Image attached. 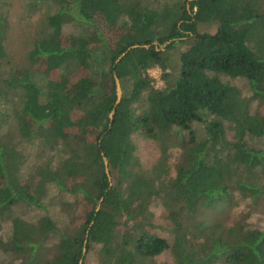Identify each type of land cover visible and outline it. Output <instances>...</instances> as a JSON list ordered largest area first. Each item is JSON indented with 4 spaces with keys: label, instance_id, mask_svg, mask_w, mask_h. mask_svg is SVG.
Returning <instances> with one entry per match:
<instances>
[{
    "label": "trees",
    "instance_id": "obj_1",
    "mask_svg": "<svg viewBox=\"0 0 264 264\" xmlns=\"http://www.w3.org/2000/svg\"><path fill=\"white\" fill-rule=\"evenodd\" d=\"M48 1L55 9L27 68L6 70L0 14V219L11 220L0 251L17 264H86L94 246L98 264H155L165 251L173 264H264V228L245 218L226 222L236 198L264 193V147L249 142L264 137V0ZM73 21L85 32L64 34ZM198 23L216 30L199 32ZM185 37L190 44L171 82L159 47ZM153 66L165 87L153 86ZM223 77L245 80L252 98ZM7 103L17 134L7 128ZM194 121L204 124L201 138ZM174 128L189 134L175 175L142 171L132 135L157 139ZM24 144L45 157L28 173ZM50 186L77 196V218L61 226L49 214L11 215L19 204L47 210ZM155 200L172 223L171 241L148 229Z\"/></svg>",
    "mask_w": 264,
    "mask_h": 264
},
{
    "label": "rangeland",
    "instance_id": "obj_2",
    "mask_svg": "<svg viewBox=\"0 0 264 264\" xmlns=\"http://www.w3.org/2000/svg\"><path fill=\"white\" fill-rule=\"evenodd\" d=\"M157 1V0H156ZM162 3L164 0H158ZM55 5L48 0H0V14L3 15L6 21V30L4 33L3 45L8 63L5 65L9 69L27 68L31 63L28 59L30 50L33 48L34 40L41 37L47 30L46 17L52 13ZM87 25L73 21L63 25L62 31L64 34H78L85 32ZM197 30L199 32L214 33L216 30L215 23H198ZM89 31V29H88ZM190 44L187 37L183 41H176L174 46L167 48L165 44L159 47L163 51L167 59L168 68L166 72L169 74V80L173 82L177 77L179 70V55ZM150 77L153 79L152 84L156 88L165 87L163 79V71L158 66H153L148 70ZM224 80L237 86L242 95L246 98H252V92L243 79H230L223 77ZM121 87V84H120ZM122 91V88H121ZM143 102L135 103L136 112L141 111ZM5 108L10 113V120L7 128L11 129L15 134L17 131V121L12 115V105L6 104ZM257 102L252 101L251 109L256 110ZM192 129L196 132L198 138L204 135V124L199 121L191 123ZM227 138H231L233 132L227 127ZM188 130L173 129L164 134L160 138H150L140 132H135L132 135V140L136 145V156L139 159V167L142 171L156 170V167H161L166 170L165 180L172 178L175 175V165L179 161L183 147L188 141ZM17 140V138H16ZM254 147H264V137L254 138L249 140ZM23 154L26 155V165L24 173H28L35 164L44 162L42 155L34 145L24 144ZM166 156L165 160L164 157ZM49 199L47 201V210L36 209L33 207L19 204L15 206L11 212L12 216L22 217L30 221H37L45 214L51 215L58 219L59 224L65 225L69 219L77 218L79 209L71 207V203L75 202L76 195L60 193L56 188L50 186L48 188ZM236 197V196H235ZM70 202V204L62 211L59 207L62 201ZM75 206V203L73 204ZM152 212L153 228H148L150 232L168 238L171 241L169 229L172 223L167 218V211L159 200L153 201L150 206ZM226 222H232L239 218H245L247 223L252 227L264 228V193L260 194L256 199L240 198L236 204L230 206L227 210ZM11 229V220L0 219V237L6 241ZM97 246L92 247L86 255V264H98ZM14 256L0 251V264H17L13 261ZM155 264H173V258L169 251L160 253L154 258ZM221 264V263H216Z\"/></svg>",
    "mask_w": 264,
    "mask_h": 264
},
{
    "label": "water",
    "instance_id": "obj_3",
    "mask_svg": "<svg viewBox=\"0 0 264 264\" xmlns=\"http://www.w3.org/2000/svg\"><path fill=\"white\" fill-rule=\"evenodd\" d=\"M136 47H138V45H133L132 46V48H136ZM127 50H129V48L127 49ZM127 50L125 51V52H123L119 57H118V59H117V61H119L120 59H121V57L122 56H124L125 55V53L127 52ZM115 87H116V103H118L119 101H120V99H121V96H122V91H121V87H120V81H119V79L116 77V79H115ZM112 115H113V111L110 113V117H112ZM103 161H104V165H105V171L108 173V168H107V159L105 158V157H103ZM109 176V175H108ZM101 200H102V198H101ZM100 200V201H101ZM100 201H98V204H97V209L99 208V202ZM81 263V262H80Z\"/></svg>",
    "mask_w": 264,
    "mask_h": 264
}]
</instances>
